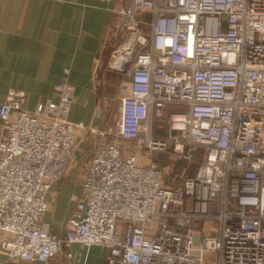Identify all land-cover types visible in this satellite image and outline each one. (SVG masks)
<instances>
[{
  "label": "built area",
  "instance_id": "built-area-1",
  "mask_svg": "<svg viewBox=\"0 0 264 264\" xmlns=\"http://www.w3.org/2000/svg\"><path fill=\"white\" fill-rule=\"evenodd\" d=\"M109 34L118 120L98 130L62 237L42 215L86 128L68 118L69 69L34 110L16 89L0 104L5 257L48 264L78 242L107 248L105 264H264V0H125ZM139 148L184 160L180 180L163 181L164 160L139 163ZM202 219L218 234L197 232Z\"/></svg>",
  "mask_w": 264,
  "mask_h": 264
},
{
  "label": "crops",
  "instance_id": "crops-1",
  "mask_svg": "<svg viewBox=\"0 0 264 264\" xmlns=\"http://www.w3.org/2000/svg\"><path fill=\"white\" fill-rule=\"evenodd\" d=\"M124 3L125 0H0V104L16 89L24 94L17 97L23 108L34 110L39 101L52 96L63 69L68 68L67 80L74 87L68 118L86 127L77 131L78 160L62 178L51 183L48 191L49 205L42 221L49 224L57 237L66 231V221L87 171L92 144L102 140L98 130L110 124L108 113L117 105L119 82L124 77L105 68L103 55L115 13ZM158 157L148 156L145 148H139L141 164L156 162L154 158ZM162 160L157 163L167 165ZM172 169L171 174L164 172L163 181L167 184L181 178V173L176 176ZM156 223L155 220L149 223V232L154 231ZM219 225L216 220L194 223L197 232L205 235H217ZM2 239L0 232V244ZM67 252L71 253L70 258ZM107 254L103 246L74 242L65 246L61 254L52 256L48 264H105ZM205 256L212 262L218 258L216 252ZM0 264L32 263L6 258L0 247Z\"/></svg>",
  "mask_w": 264,
  "mask_h": 264
},
{
  "label": "rangeland",
  "instance_id": "rangeland-1",
  "mask_svg": "<svg viewBox=\"0 0 264 264\" xmlns=\"http://www.w3.org/2000/svg\"><path fill=\"white\" fill-rule=\"evenodd\" d=\"M125 79L124 78H121L120 79V85H122L123 84V81H124ZM171 108H177L176 106H171ZM116 109V108H115ZM110 110V112L108 113V123H110V124H115L116 122H117V120H118V110L116 109V110ZM158 133L159 132H163L164 133V131H162V130H159V129H157L156 130ZM199 153H203V148H198V150H197ZM155 156H159L158 158H154V161H158V160H161V159H164V161L166 162V163H171V164H173L174 165V169H175V171H174V173H176V176H177V174L178 173H180L181 171H182V168H183V166L186 164V162L184 161V160H175L174 158H171L170 156H169V154H167V153H164V154H159V155H156L155 154ZM194 164V163H193ZM175 176V175H174ZM171 178H172V176L170 177V178H168V181L170 182L171 181Z\"/></svg>",
  "mask_w": 264,
  "mask_h": 264
},
{
  "label": "water",
  "instance_id": "water-1",
  "mask_svg": "<svg viewBox=\"0 0 264 264\" xmlns=\"http://www.w3.org/2000/svg\"><path fill=\"white\" fill-rule=\"evenodd\" d=\"M124 64H125V58H124V56H121V57H119V58L117 59V61L115 62L114 68H116V69H118V70H121V69L123 68ZM99 69H100V68H99ZM100 112H101V108H100V101H99V102H98V107H97V114L99 115ZM96 145H97L96 142H93V144H92V150H91V156H90V158H89V161H90L92 155H94L93 153H94V150H95V148H96ZM75 163H76V162H74L73 164H71V165L69 166L67 172L71 169V167H72ZM67 172H66V173H67Z\"/></svg>",
  "mask_w": 264,
  "mask_h": 264
}]
</instances>
